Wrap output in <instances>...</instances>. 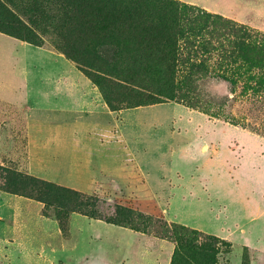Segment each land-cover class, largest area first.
Returning <instances> with one entry per match:
<instances>
[{
	"label": "rangeland",
	"instance_id": "374dc122",
	"mask_svg": "<svg viewBox=\"0 0 264 264\" xmlns=\"http://www.w3.org/2000/svg\"><path fill=\"white\" fill-rule=\"evenodd\" d=\"M171 1L178 14L177 44L182 53L175 83L182 96L197 102L186 79L193 68L201 69L206 76L198 82L204 110L165 103L124 111L117 121H111L103 137H79L77 145L69 138L65 149L78 160L71 168L54 165L50 156L55 141L65 138L53 137L54 127L48 122L41 127L40 114H35L31 128L49 153H42L47 168L37 165L30 175L81 191L98 202L93 206L95 212H55L33 197L0 191V215L6 219L0 222V264H64L53 253L75 255L82 246L90 250L91 243L101 240L132 241V232L150 247L143 252L150 254L151 260L136 259L131 264H197L195 246L207 240L174 235V224L231 244V251L220 253L217 264H242L243 254L248 264H264V137L241 127L264 134V90L254 93L249 89L264 80V70L251 67L241 56L242 48L264 49V0ZM6 7L11 8L9 4ZM20 18L27 25L28 20ZM34 20L40 27L36 34L41 46L56 52L63 41L60 32L50 30L59 25L58 8L42 6ZM215 24L222 36L215 33ZM68 25L69 30H77V26ZM235 31H246L250 38H236ZM69 36L70 40L65 39L69 44L89 40L71 31ZM233 48L239 60L236 66L223 61ZM42 62L40 55L28 51L20 40L0 33V85L18 86L37 81L39 76L51 79L55 72L39 70ZM3 87L0 93L4 94L7 90ZM40 129L44 134L38 136ZM0 158L9 159L3 152ZM1 174L3 185L5 176L3 179ZM107 190L119 196L97 195ZM116 206L141 212L146 218L139 220L135 215L126 221V227L109 224L105 218ZM10 212H16L14 221L9 219ZM21 252L35 261L25 254L18 257ZM78 261L85 264L84 259Z\"/></svg>",
	"mask_w": 264,
	"mask_h": 264
},
{
	"label": "trees",
	"instance_id": "16d2710c",
	"mask_svg": "<svg viewBox=\"0 0 264 264\" xmlns=\"http://www.w3.org/2000/svg\"><path fill=\"white\" fill-rule=\"evenodd\" d=\"M22 1L23 10L20 9L22 8L20 0H0V33L34 47L43 48L40 37L36 34L40 27L34 18L38 17L42 6L47 7L51 4L56 6L60 22L58 26H52L50 31L54 34L60 32L59 40L63 41L59 42L60 47L58 45L55 47L56 52L62 54L85 74L99 89L112 111L165 103H183L189 109L204 110L203 104L200 103L204 95L198 82L206 76L201 69L193 68L186 79L187 88L197 96V102L182 96V91L175 83L177 65L182 53L177 44V37L180 34L178 14L171 0ZM6 4L11 8L6 7ZM45 13L44 11L43 14ZM20 17L28 20L27 25L23 24ZM49 20L52 22L50 16ZM66 21L67 25L64 24ZM68 23L77 26L75 27L77 30H69ZM215 27V33L222 36L219 24H215ZM69 31L78 37H87L88 42L79 44L71 41L73 44H69L65 40L70 38ZM235 33L236 38H250L246 31ZM85 43L91 45L86 47ZM232 47L233 45L230 46L231 49ZM234 51L235 48L231 52H226L223 57V61L230 66L239 64ZM241 56L251 67L264 70V49L242 48ZM249 89L254 93L261 92L264 90V80H258L256 85L249 86ZM214 101L212 99V103ZM232 125L239 126L233 122ZM241 127L264 137V134H259L252 128L245 125ZM2 171L5 180L3 185L0 184V191L3 193L33 197L43 203L45 209L55 212L58 209L66 212H95L93 206L98 202V198L25 173H15L8 167L0 166V172ZM3 175L1 174L4 179ZM18 186L20 189H17ZM135 215L139 220L146 218L141 212L137 214L129 208L116 206L112 215L107 216L105 220L109 224L126 227L129 226L126 221ZM89 216L96 217L93 214ZM173 228L174 235L188 234L193 238L207 240L202 245L195 246L197 264H217L220 253L225 249L231 251V244L221 238L206 235L180 224H174ZM242 264H248L246 254H243Z\"/></svg>",
	"mask_w": 264,
	"mask_h": 264
},
{
	"label": "crops",
	"instance_id": "0c3cea01",
	"mask_svg": "<svg viewBox=\"0 0 264 264\" xmlns=\"http://www.w3.org/2000/svg\"><path fill=\"white\" fill-rule=\"evenodd\" d=\"M20 43L27 46L31 53L40 55L44 62L39 70H53L55 75L51 79H44V77L42 79L39 76L35 78L37 81L19 83L18 86L12 83L0 85L2 87L6 85L3 88L7 90L4 94L0 93V152L9 157L6 161L0 158V165L24 170L28 175L37 165L47 168L46 159L42 153H49V150L35 139L37 135L35 130H32L30 121L34 119L35 114H40L41 127L48 122L54 127L53 137L65 138L63 141L62 139L55 141L57 145L50 156L54 165H58L59 168L77 166L78 160L73 157L74 153L65 149L70 145L67 144L69 138L71 144L77 145L79 137L93 135L103 137L108 132L107 128L111 121H117L121 113L127 110L112 111L99 89L62 54L21 41ZM17 95L18 97L15 98ZM38 133H41L38 136L44 134L41 129ZM133 190L140 191V189ZM104 193L119 196L118 193H111L108 190L97 195H105ZM15 217L16 212H10L9 219L14 221ZM5 221L3 215H0V222ZM96 227L102 229L101 226L96 225ZM106 227L119 229L109 225ZM132 233L135 235L132 241H95L91 243L94 246H90V250L87 246H82L75 255L64 252L53 253V255L60 257L64 264H79L78 258L84 259L85 264H131V261L136 259L141 262L151 260L150 254L143 252L150 247L140 240L137 233ZM82 249L85 252H81ZM23 254L26 257L30 256L26 252H21L18 257Z\"/></svg>",
	"mask_w": 264,
	"mask_h": 264
}]
</instances>
